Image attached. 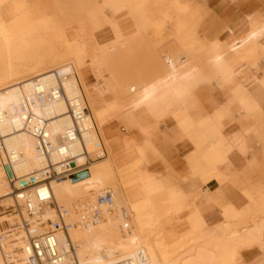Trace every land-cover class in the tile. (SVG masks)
<instances>
[{"label": "crops", "instance_id": "crops-1", "mask_svg": "<svg viewBox=\"0 0 264 264\" xmlns=\"http://www.w3.org/2000/svg\"><path fill=\"white\" fill-rule=\"evenodd\" d=\"M43 4L51 21H75L51 34L55 50L80 57L79 46L91 40L104 61L106 80L83 66L96 118L144 148L140 172L130 165L118 172L167 186L155 192L152 208L172 243L227 224L240 230L264 215V0H55L53 10ZM142 47L152 74H126L120 60ZM169 177L172 184L163 181ZM126 188L132 202L143 198L140 181ZM240 254L245 264H264L260 250Z\"/></svg>", "mask_w": 264, "mask_h": 264}, {"label": "bare ground", "instance_id": "bare-ground-1", "mask_svg": "<svg viewBox=\"0 0 264 264\" xmlns=\"http://www.w3.org/2000/svg\"><path fill=\"white\" fill-rule=\"evenodd\" d=\"M7 1L0 0V8ZM85 8V4L78 5L80 10ZM4 12L0 18V264H26L22 221H29L28 231L41 233L56 218L54 207L38 204L35 197V216L28 218L15 202L14 190L35 187L34 177L40 182L42 170L58 169L63 159H72L78 168L84 166L82 172L88 174L78 182L62 179L47 183L54 205L67 211V221L72 224L67 238L75 264H245L240 250L264 243L259 225L240 230L229 224L217 226L172 243L152 208V202L160 197L155 192L167 190V186L159 180L152 183V179L124 180L118 172L126 165L140 172L145 150L130 136L115 137L96 118L88 94L91 77L83 66L91 64L98 79L108 76L102 72L104 61L92 51V41L85 50L79 49L80 57L63 51L57 58L39 56L19 65L16 61L22 60L23 51L31 50L28 35L34 34V27L43 20L22 15L13 4L6 5ZM216 174L213 171L212 175ZM136 180L144 193L141 200L132 202L126 185ZM107 193L111 205L99 206L100 217L94 223L81 224L80 215L90 211L97 196ZM166 196L170 199L171 195ZM56 239L59 251L69 253L65 236L58 233ZM68 262L72 264L70 254Z\"/></svg>", "mask_w": 264, "mask_h": 264}, {"label": "built area", "instance_id": "built-area-1", "mask_svg": "<svg viewBox=\"0 0 264 264\" xmlns=\"http://www.w3.org/2000/svg\"><path fill=\"white\" fill-rule=\"evenodd\" d=\"M90 161L87 162L89 164ZM85 167H76L72 163V159H63L59 164V168L55 169L52 167L45 168L42 170L40 175L41 181L36 182L34 177L35 187L30 188L28 186L27 190H14V199L18 204L20 203L25 215L32 219L35 216L33 207V197L40 205L53 206L56 218L50 221L44 232L33 233L29 230V221H22L20 227L26 232L25 245L23 248L26 264H71L68 262V254L71 255L72 264L76 263V256L74 249L71 245L70 240L67 238V233L71 229L72 224L68 222L67 211L62 207L55 206L48 192V185L51 180H62L70 179L71 177L82 173ZM32 175V174H31ZM43 185V186H42ZM37 187V188H36ZM112 197L109 193L99 195L96 198L95 205L87 213H82L80 215V222L83 225L88 223H94L100 217L99 206L111 205ZM18 210V205L15 207ZM39 222V221H37ZM62 233L66 239V246L69 253H63L59 251V245L56 239V235ZM3 238L0 235V240ZM126 264V263H118Z\"/></svg>", "mask_w": 264, "mask_h": 264}, {"label": "rangeland", "instance_id": "rangeland-1", "mask_svg": "<svg viewBox=\"0 0 264 264\" xmlns=\"http://www.w3.org/2000/svg\"><path fill=\"white\" fill-rule=\"evenodd\" d=\"M45 3L48 7H50L52 10L55 7V0H8L7 2L4 3V5L0 8V18L4 17L6 13L4 12V9L6 5L13 4L16 5L17 8L19 9L20 13L25 16H38L43 20L42 24L40 26L34 27V31H36L34 34L28 35V41H29V47L31 50H24L23 55L24 57L22 60H17L16 63L19 65H26L28 64L31 60L39 57V56H45L47 58H57L59 54L63 53L65 49H59L55 50V45L53 41L50 39L51 34L53 32H59L65 27L70 26L73 22H75L73 19L68 20L66 24H61L60 22H54L49 19V12L45 9L44 4ZM75 7V6H74ZM73 7V8H74ZM88 21H90L88 19ZM202 22V21H200ZM77 24H81V21L77 22ZM198 38H200L199 35H196ZM35 38H41V42H35ZM76 43V42H75ZM77 44V43H76ZM89 44L88 41H84L83 47H87ZM79 46V45H78ZM82 46H79V49L83 48ZM164 45L163 43H160L157 48L159 51L167 52L166 50H161ZM177 51V50H176ZM149 51L145 48H139L134 51L132 56H128L126 58H123L120 60V69L126 72V74H130L132 71L131 69H134L137 71L138 74H144V75H149L152 74L150 73L151 71V66H152V61L148 57ZM131 70V71H130ZM123 72V73H124ZM130 133V132H128ZM121 135V134H120ZM122 136V135H121ZM129 137V135H127ZM88 177L87 173H79L73 177H71L72 182H78L83 180L84 178ZM163 181L167 184H172V179L171 177L169 178H164ZM177 182V181H176ZM172 189V188H171ZM170 199L174 195L173 189L170 194ZM223 219H228L227 214H221ZM262 218V219H261ZM244 227L245 226H251V225H259L261 227V230L264 231V215H258L255 216L252 219H249L247 221H244L243 223ZM197 230H203L202 228H192V231H197ZM264 235V232H262ZM260 250L264 251V243L260 247H253L252 250ZM246 251V250H245Z\"/></svg>", "mask_w": 264, "mask_h": 264}]
</instances>
